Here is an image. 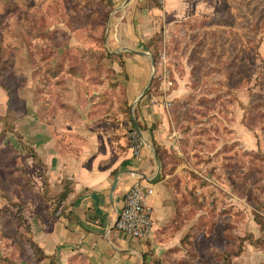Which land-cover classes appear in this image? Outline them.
Wrapping results in <instances>:
<instances>
[{
  "label": "rangeland",
  "instance_id": "rangeland-1",
  "mask_svg": "<svg viewBox=\"0 0 264 264\" xmlns=\"http://www.w3.org/2000/svg\"><path fill=\"white\" fill-rule=\"evenodd\" d=\"M121 13L110 0H0V264L41 258L30 225L52 196L23 147L41 140L33 129L82 88L136 119L125 70L141 66L149 83L151 57L153 81L140 99L159 97L169 122L154 149L175 193L168 230L180 234L153 264H264V0H215L212 15L139 44L120 37Z\"/></svg>",
  "mask_w": 264,
  "mask_h": 264
},
{
  "label": "crops",
  "instance_id": "crops-1",
  "mask_svg": "<svg viewBox=\"0 0 264 264\" xmlns=\"http://www.w3.org/2000/svg\"><path fill=\"white\" fill-rule=\"evenodd\" d=\"M161 3L157 8L150 0H110L113 11L122 12L119 34L124 42L144 43L166 25L208 17L215 8V0ZM125 72V102L136 107L144 142L138 158L129 145L128 131L134 127L121 113L123 106L110 105V113L97 92L85 88L75 100L62 102L58 112L44 116L40 129H33L41 140L28 145L44 165L49 204L68 190L52 217L45 215L30 225L32 242L43 254L37 264H153L180 241V234L168 230L175 193L162 177L154 149V144L163 145L169 122L159 97L140 99L148 84L144 69L128 64ZM135 184L153 190L146 200L153 222L148 239L133 238L115 227L124 195Z\"/></svg>",
  "mask_w": 264,
  "mask_h": 264
},
{
  "label": "built area",
  "instance_id": "built-area-1",
  "mask_svg": "<svg viewBox=\"0 0 264 264\" xmlns=\"http://www.w3.org/2000/svg\"><path fill=\"white\" fill-rule=\"evenodd\" d=\"M162 2V0H161ZM161 71L159 74L160 90L167 96V92L173 85L170 80V72L167 62L162 58ZM131 149L135 158H138L141 149L144 146L142 138L133 129L129 136ZM153 190L144 188L142 185L135 184L124 195V206L119 213L115 227L117 230L124 232L136 239H148L152 234L153 222L151 209L146 204L147 198L152 195Z\"/></svg>",
  "mask_w": 264,
  "mask_h": 264
},
{
  "label": "trees",
  "instance_id": "trees-1",
  "mask_svg": "<svg viewBox=\"0 0 264 264\" xmlns=\"http://www.w3.org/2000/svg\"><path fill=\"white\" fill-rule=\"evenodd\" d=\"M150 1H152L153 3H154V5L157 7V8H160V6H157L156 4H155V2H156V0H150ZM153 61H154V63H156V59H155V57L153 58ZM148 94H149V92H148ZM131 119V118H130ZM21 143V145H23V143H22V141L20 142ZM155 145V144H154ZM23 147H25L26 148V150L28 151V153H29V155L32 157V159L35 161V162H37V163H39L40 164V166H42V171H43V174H44V165L42 164V162H41V159L38 157V155L36 154V152L34 151V149L33 148H31L30 146H23ZM155 151H156V155H158V153H157V149H155ZM67 189H65L64 190V192L63 193H61V194H59V195H57V196H55L54 198H53V201H52V203H51V205H52V208H51V210L48 212V214H47V216H49L50 217V215H51V217L53 216V214L57 211V209H58V205L65 199V197H66V195H67ZM258 223V225H260L262 228H264V224L262 223V222H257ZM31 242H32V240H31ZM33 243V242H32ZM33 245H34V243H33ZM37 251L40 253V257H42L43 256V254H42V252H41V250H39V249H37ZM241 254V251L240 252H238L236 255H234L235 257H237V256H239Z\"/></svg>",
  "mask_w": 264,
  "mask_h": 264
},
{
  "label": "water",
  "instance_id": "water-1",
  "mask_svg": "<svg viewBox=\"0 0 264 264\" xmlns=\"http://www.w3.org/2000/svg\"><path fill=\"white\" fill-rule=\"evenodd\" d=\"M128 1H129V0H127V2H128ZM136 54H138V55H140V56H144V57L147 56V54L142 53V52H137ZM151 66H152V69H153V70H152V75H151V77H150V79H149V83L147 84V87H146V88H149V87H150V85H151V83H152V81H153V77H154L155 63H154L152 57H151ZM131 120H132V124H133L134 130L137 132V134L139 135V137L142 138V136L140 135L139 130H138L137 122H136V120H135V118H134L132 112H131Z\"/></svg>",
  "mask_w": 264,
  "mask_h": 264
}]
</instances>
